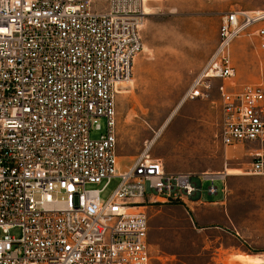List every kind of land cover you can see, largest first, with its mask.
Masks as SVG:
<instances>
[{
	"label": "built area",
	"instance_id": "obj_1",
	"mask_svg": "<svg viewBox=\"0 0 264 264\" xmlns=\"http://www.w3.org/2000/svg\"><path fill=\"white\" fill-rule=\"evenodd\" d=\"M146 2L0 0V264H152L148 207L225 182V170L167 172L148 150L121 166L117 101L143 50ZM263 21L264 10L222 15L190 98L235 76V38L250 32L264 49ZM217 90L222 143H259L248 171L264 175L262 84Z\"/></svg>",
	"mask_w": 264,
	"mask_h": 264
},
{
	"label": "rangeland",
	"instance_id": "obj_2",
	"mask_svg": "<svg viewBox=\"0 0 264 264\" xmlns=\"http://www.w3.org/2000/svg\"><path fill=\"white\" fill-rule=\"evenodd\" d=\"M258 2L264 0L146 2L149 14H145L142 27L143 50L117 101L121 166L125 169L148 150L151 157L163 161L167 172L234 173L227 176L226 186L219 180H204L200 198L204 202L225 201L229 228L215 224L201 228L193 216L198 206L190 200L173 199L148 208L152 264H240L233 254H264V175L248 171L252 161L248 151L260 144L224 146L217 90L223 82L233 90L253 84L264 88V49L259 38L250 32L235 38V76L212 80L207 96L188 95L217 44L222 15ZM101 123L103 131L105 120ZM100 133L93 131L92 135ZM118 183V178L113 179L106 195ZM211 184L218 186L217 195L208 193ZM19 233V229L10 231L16 236Z\"/></svg>",
	"mask_w": 264,
	"mask_h": 264
},
{
	"label": "crops",
	"instance_id": "obj_3",
	"mask_svg": "<svg viewBox=\"0 0 264 264\" xmlns=\"http://www.w3.org/2000/svg\"><path fill=\"white\" fill-rule=\"evenodd\" d=\"M263 8H264V3L258 2V3L248 4L245 6V9H242V10L262 11V10H264ZM218 42H219V30H218L217 44H218ZM217 44H216L215 48L217 47ZM215 48H214V50H215ZM214 50H213V52H214ZM213 52L211 53V55L213 54ZM230 151H231V153H234V151H232V150H230ZM231 174H234V173H229V175H231ZM199 198H200V196L196 195L194 197L195 201L192 202V203L196 204V206H198L197 208L193 209V214H194L193 216L195 217V219L199 223V226L201 228H208L209 226H212V224H215L214 226L218 227V228L219 227L220 228H229L230 218L228 217V214H227V208H226L225 201L219 200V201L204 202L202 200H199ZM150 207H152V206H149L148 208H150ZM257 252L258 251H253L252 253H249V254H259V255L261 254L262 256H264L263 253H257ZM240 253H248V252H240Z\"/></svg>",
	"mask_w": 264,
	"mask_h": 264
},
{
	"label": "bare ground",
	"instance_id": "obj_4",
	"mask_svg": "<svg viewBox=\"0 0 264 264\" xmlns=\"http://www.w3.org/2000/svg\"><path fill=\"white\" fill-rule=\"evenodd\" d=\"M259 12V11H257ZM145 14H149V11L145 8ZM130 80V79H129ZM128 80V81H129ZM156 138H154L150 145L148 146V149L154 145ZM226 174L229 175L227 170H225ZM233 257L239 261L240 264H264V256L259 254H249V253H236L233 255ZM229 261V260H228Z\"/></svg>",
	"mask_w": 264,
	"mask_h": 264
}]
</instances>
